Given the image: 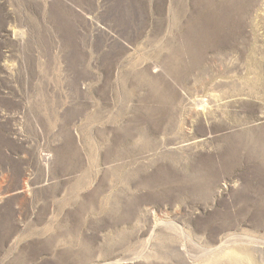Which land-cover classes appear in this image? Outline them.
Wrapping results in <instances>:
<instances>
[{
	"label": "rangeland",
	"instance_id": "rangeland-1",
	"mask_svg": "<svg viewBox=\"0 0 264 264\" xmlns=\"http://www.w3.org/2000/svg\"><path fill=\"white\" fill-rule=\"evenodd\" d=\"M0 264H264V0H0Z\"/></svg>",
	"mask_w": 264,
	"mask_h": 264
},
{
	"label": "bare ground",
	"instance_id": "bare-ground-1",
	"mask_svg": "<svg viewBox=\"0 0 264 264\" xmlns=\"http://www.w3.org/2000/svg\"><path fill=\"white\" fill-rule=\"evenodd\" d=\"M45 156H47V155H45ZM49 158V157H48ZM50 160V159H49Z\"/></svg>",
	"mask_w": 264,
	"mask_h": 264
}]
</instances>
